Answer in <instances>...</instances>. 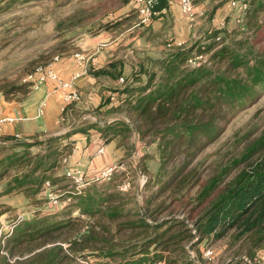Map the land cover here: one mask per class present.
<instances>
[{"label": "trees", "instance_id": "16d2710c", "mask_svg": "<svg viewBox=\"0 0 264 264\" xmlns=\"http://www.w3.org/2000/svg\"><path fill=\"white\" fill-rule=\"evenodd\" d=\"M243 3L246 9L236 29L215 30L204 44L199 40L188 47L170 46L161 58L149 60V68L140 65L128 81L124 80L123 88L117 90L120 104L113 111H124L134 131L124 121H115L98 130L106 140L118 137L126 140L136 133L157 141L161 161L145 185L153 180L159 185L145 200L143 209L148 218L139 207H127L122 200L118 201L127 194L117 186L98 197L87 193V187L84 192L74 194L76 209L89 216L102 211L106 221L101 222L99 230L92 224L87 226L67 239L66 248L54 240L53 233L68 226L70 220L56 221L49 214L34 215L17 224L6 236L0 264H67V261L76 262L74 256L85 248L98 250V256L103 259L99 264H196L186 247L195 237L191 247L229 237L231 248L238 244L235 253L243 252L248 262L264 264V132L240 157L233 158L204 183L199 184V178L191 179L195 169L187 168L200 150L220 135L234 114L254 101L259 89H264V0ZM166 7V0H157L154 11L158 13ZM199 55H207L206 60L190 65L189 60ZM120 66V61H114L89 73L95 78L119 79ZM31 85L32 82L25 81L23 87ZM53 141L55 137L9 145L23 149L9 156L15 159L13 162L20 164L33 155L37 159L26 171L14 174L4 194L40 192L57 160V151H49ZM33 145H46L48 150L32 155L29 148ZM182 153V161L170 169L168 161ZM241 163L244 165L225 181L232 168ZM197 184L192 196L194 209L186 212L187 220L174 215L159 217L158 212L166 210L169 204L163 206L164 200H157L158 197H168L171 203L176 200V193L186 194ZM195 207L199 210L192 217ZM111 222L115 232L108 226ZM124 230L130 232L126 237L121 233ZM243 261L240 258L229 264Z\"/></svg>", "mask_w": 264, "mask_h": 264}, {"label": "rangeland", "instance_id": "374dc122", "mask_svg": "<svg viewBox=\"0 0 264 264\" xmlns=\"http://www.w3.org/2000/svg\"><path fill=\"white\" fill-rule=\"evenodd\" d=\"M133 2V0H1L0 96L15 101L26 97L33 89L23 87L24 80L28 76L34 75L36 68L48 63L55 56L60 57L63 50H74L77 49V45H87L100 29L114 26L113 21L115 18L134 12ZM218 30L224 31L227 29L220 24ZM203 56V58H207V55ZM161 57L159 52L153 53L151 57H144L140 64L149 68V60H156ZM142 79L144 81L145 76ZM258 93L257 98L237 111L220 135L206 144L198 155L191 160L187 167L195 169L191 179L199 178V184L204 183L210 175L220 171L233 158L240 157L247 146L252 144L264 132V89H259ZM115 113L127 117L124 111H115ZM73 132L81 133L82 131L74 130ZM73 132L70 130L67 133ZM54 137L55 141L49 144V151H57V160L54 167L49 169V180L60 191L71 192L74 188L64 176V169L61 172V168H63V158L71 152L75 141L62 135ZM103 138L106 137L103 136ZM116 139L121 147V158L116 163L117 168L112 175L113 177L101 182H90L81 192H84L88 187L87 193L98 197L99 195H106L112 189L118 187L119 191L127 194L118 201L122 200V203H125L127 207L137 206L140 209V207H144L145 200L159 185L155 180L148 186L145 185L149 176L155 174L161 161L158 143L153 141L150 136L141 138L136 133L126 140L121 137ZM10 144L12 143L0 141V189L6 186L14 174H21L35 163L37 157L33 154L37 152L45 153L48 150L46 145H33L29 148L33 157L28 155L30 157L28 161H20V164H18V161L13 162L15 159L9 156L13 153L19 154L23 149L19 147L11 148L9 147ZM183 155V153L178 154L171 161H168V167L171 169L174 165H178L182 161ZM251 158H254V156ZM243 165L244 163H241L239 166L232 168L225 181L232 177ZM42 169L43 165L39 171ZM37 174L38 172L33 176L35 177ZM197 189L198 184L186 194L176 193V200L171 203H169L170 198L168 197L163 195L158 197L157 200H164L163 206L169 204L166 210L158 212V214L161 213L159 217L186 216L189 209H194L195 202L192 196ZM70 192H65L59 197L61 202L57 206H48L46 200L39 194L28 195L25 192L17 191L12 195L6 194L5 197H0V214L3 213L0 216V224L9 223L18 214H23L26 217V215L31 214L30 212L35 209L34 207L40 206L45 209L46 206L49 209V216L54 220H63L64 222L70 220L68 226L53 233L54 240L67 248L68 238H73L78 232H83L91 224L99 230L101 222L105 223L106 221V217L101 214L102 211L96 212L94 216L79 213L76 209V198ZM68 197L70 199L66 200ZM198 210L199 207H195L192 217ZM121 219L125 218L119 220ZM187 222L192 227L189 219ZM108 226L111 231L115 232L114 222H111ZM121 233L124 234L123 237L130 234L126 230ZM117 239H119V235ZM195 240L196 237L188 241L186 247L196 264H229L231 258H243L244 261L240 264L256 263L251 260L248 262L244 258L246 256L243 252L235 253L238 244L231 248L229 237L211 244L204 241L195 245V247H191L190 244ZM207 248L212 250V259L210 260L203 255ZM97 251L89 248L80 250L74 256L76 262L67 261V264H99L103 259L98 256ZM0 253L2 252L0 251ZM194 257H196V260Z\"/></svg>", "mask_w": 264, "mask_h": 264}, {"label": "crops", "instance_id": "0c3cea01", "mask_svg": "<svg viewBox=\"0 0 264 264\" xmlns=\"http://www.w3.org/2000/svg\"><path fill=\"white\" fill-rule=\"evenodd\" d=\"M166 3L167 7L145 25H138L139 15L134 3V12L115 18L114 26L100 29L87 45H77V49L63 50L60 53L59 60L53 63V68L64 81L79 74L75 80V87L80 94L79 102L65 104L62 99L63 90L57 89L51 81L32 90L19 101L7 100L0 96V118H15L13 123L0 125V141L31 142L64 135L70 130H84L68 137L75 143L67 160L62 161L61 172L63 169L65 171L78 167L87 176H93L102 169L116 164L121 158V147L117 139L106 141L97 130L115 121L129 123L127 117L113 111L119 106L121 99L117 90H121L124 85L119 79H111L108 76L95 78L89 70L105 68L114 61H120L122 71L120 78L128 81L144 57H151L157 52L162 56L177 42H181L183 47H188L199 40L204 44L210 33L219 29L220 24H224L227 31L238 26L236 23L238 9L231 7L229 0H195L198 17L191 29L188 28L186 18L180 10V0H166ZM76 53L86 57L83 64L80 65L75 59ZM107 100L109 102L105 104ZM42 103H44L42 114L38 116L37 112ZM61 116L65 117V121L58 123ZM93 124L96 126H91ZM100 147L103 148L102 152H98ZM4 190L5 187L0 189V197L6 196ZM14 192L16 191L7 195ZM38 194L40 195V192ZM34 208L30 215H26V219L37 214H49L46 206L45 209L40 206Z\"/></svg>", "mask_w": 264, "mask_h": 264}, {"label": "built area", "instance_id": "2783aa9c", "mask_svg": "<svg viewBox=\"0 0 264 264\" xmlns=\"http://www.w3.org/2000/svg\"><path fill=\"white\" fill-rule=\"evenodd\" d=\"M1 1V0H0ZM244 0H229L231 7L238 9V16L236 17V23L240 24L242 22V16L246 9V4L243 3ZM157 0H134V3L137 6V11L139 15L138 25L148 24L158 13L154 11V6L156 5ZM180 10L184 17L186 18L188 28L191 29L193 25L197 22V12L195 11V4L193 0H180ZM203 15V14H201ZM221 26L224 27V24ZM173 46L182 47L183 44L181 42L175 43ZM75 59L78 63L83 64L86 60L82 54L76 53L74 55ZM203 55L196 56L195 58L189 60L190 65H199L201 62H204L206 58H203ZM59 60L58 56H55L53 60L45 65L36 68L35 74L30 75L26 78L25 81L32 82L31 88L37 89L42 84L47 81H51L56 85V88L59 90H63L62 99L65 104L77 103L80 101V94L75 87V80L79 77V74H75L70 80L64 81L61 79L58 74L55 72L53 68V63ZM121 84L124 83L123 78H119ZM44 103L41 104L37 115L40 116L42 114ZM63 114L65 109L63 108ZM15 118L13 117H1L0 125H4L7 123H13ZM65 121V117L61 116L58 119V123H63ZM103 148L100 147L98 152H102ZM68 156L63 158V162L67 160ZM117 168L116 164L110 165L104 169H102L99 173L93 176H87L86 173L81 168H69L64 171V176L70 181L74 190L73 191H60L53 184H51L50 180H45L42 188L40 190V195L46 200L47 205L57 206L60 204L59 197L65 192L70 193H81L83 188L90 182H101L104 180H109L113 173ZM127 187V185H125ZM124 186V187H125ZM68 197L66 200H69ZM25 219L23 214H18L12 221L9 223L0 224V251L5 253L3 250V246L5 244L6 236L9 235L15 226L22 222ZM203 255L207 259H212V250L207 248L203 252ZM247 259L246 257H244ZM264 259V258H263Z\"/></svg>", "mask_w": 264, "mask_h": 264}, {"label": "water", "instance_id": "95a60500", "mask_svg": "<svg viewBox=\"0 0 264 264\" xmlns=\"http://www.w3.org/2000/svg\"><path fill=\"white\" fill-rule=\"evenodd\" d=\"M100 122V121H98ZM104 125H106V123H104ZM129 125L131 126L132 130L134 131V127L132 125V123H129ZM34 141H39V140H34ZM9 143H27V141H8ZM134 149V147H132ZM141 213L145 218H148L147 214L145 213L143 207H140ZM182 218L184 220H187L186 216H182ZM194 259L196 260V257H194ZM238 258H231V260H237Z\"/></svg>", "mask_w": 264, "mask_h": 264}]
</instances>
